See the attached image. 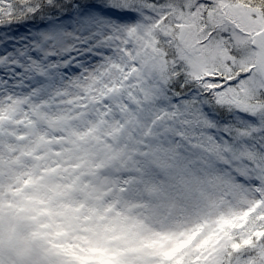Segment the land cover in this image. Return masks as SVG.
<instances>
[{
  "label": "snow or ice",
  "instance_id": "snow-or-ice-1",
  "mask_svg": "<svg viewBox=\"0 0 264 264\" xmlns=\"http://www.w3.org/2000/svg\"><path fill=\"white\" fill-rule=\"evenodd\" d=\"M0 264H264V0H0Z\"/></svg>",
  "mask_w": 264,
  "mask_h": 264
}]
</instances>
